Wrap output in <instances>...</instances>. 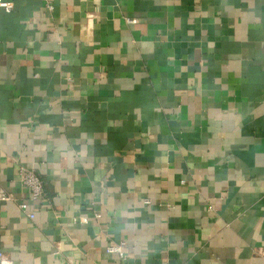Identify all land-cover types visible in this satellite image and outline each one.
<instances>
[{
    "label": "crops",
    "instance_id": "1",
    "mask_svg": "<svg viewBox=\"0 0 264 264\" xmlns=\"http://www.w3.org/2000/svg\"><path fill=\"white\" fill-rule=\"evenodd\" d=\"M8 1L3 254L264 264V0ZM19 166L41 180L39 198ZM118 242L121 259L106 250Z\"/></svg>",
    "mask_w": 264,
    "mask_h": 264
},
{
    "label": "built area",
    "instance_id": "2",
    "mask_svg": "<svg viewBox=\"0 0 264 264\" xmlns=\"http://www.w3.org/2000/svg\"><path fill=\"white\" fill-rule=\"evenodd\" d=\"M43 8L46 11H51L53 9V1L54 0H41ZM12 9V4L8 0H0V11H3L5 13L10 12ZM127 23H135V19H126ZM17 175L22 185H24L28 190V198L30 200H35L39 198L43 194V188H42V182L38 178V176L34 173V170L31 167H25V166H19L17 168ZM9 197L4 194H0V200H7ZM18 209L24 213V215L32 219L33 218V212L31 208H29L28 203L26 201H20L17 204ZM95 217H98V214L94 215ZM123 242L118 243H109L106 246V250L109 253L115 254L118 258H123ZM0 264H13L12 261L7 258L3 252L0 250Z\"/></svg>",
    "mask_w": 264,
    "mask_h": 264
}]
</instances>
